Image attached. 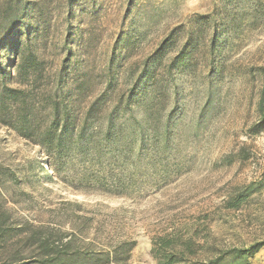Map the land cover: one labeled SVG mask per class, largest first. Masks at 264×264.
<instances>
[{"label":"rangeland","instance_id":"rangeland-1","mask_svg":"<svg viewBox=\"0 0 264 264\" xmlns=\"http://www.w3.org/2000/svg\"><path fill=\"white\" fill-rule=\"evenodd\" d=\"M26 47L45 69L37 94L62 72L66 92L72 74H89L83 106L101 99L107 116L132 97L140 120L152 100L148 130L165 146L149 135L152 163L129 195H83L0 124V202L14 226L68 233L78 264H158L153 239L174 233L197 231L198 244L219 248L264 241V0H0V81L7 73L9 87L24 88L16 73ZM251 183L261 187L229 208ZM13 243L0 264H12ZM19 243L24 259L13 264H40ZM252 262L264 264V248Z\"/></svg>","mask_w":264,"mask_h":264},{"label":"trees","instance_id":"trees-1","mask_svg":"<svg viewBox=\"0 0 264 264\" xmlns=\"http://www.w3.org/2000/svg\"><path fill=\"white\" fill-rule=\"evenodd\" d=\"M19 10L17 6L16 12ZM44 71L39 57L29 47L23 48L16 78L24 88L6 85L7 73L1 77L0 124L37 146L46 156L51 171L79 194L129 195L134 189L136 174L141 171L145 175L147 166L152 163L149 135L154 137L159 148L165 146L156 139L159 129L152 134L148 130V123L157 116L158 108L151 106L152 100H144V115L139 120L134 109L140 99L128 97L119 101L107 116V108L101 106V99L83 106L94 81L89 74H72V85L66 92L62 72L53 90L37 94ZM149 80L156 89L163 88L155 71ZM259 114L258 128L264 129V87ZM260 187L261 184L251 183L231 198L228 207L239 208ZM2 205L0 202V251L14 242L11 244L12 264L24 259L18 247L21 241L24 246L34 248V257L40 264H78L77 258L72 256V240L68 239V233L53 234L45 227L25 232L14 226L9 213L2 211ZM197 234L196 231L184 237L174 233L154 238L152 254L158 264H253L252 259L264 248V241L247 247L204 246L197 243Z\"/></svg>","mask_w":264,"mask_h":264}]
</instances>
